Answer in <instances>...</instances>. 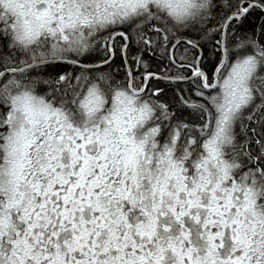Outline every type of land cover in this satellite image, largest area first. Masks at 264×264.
<instances>
[{
  "label": "snow or ice",
  "instance_id": "1",
  "mask_svg": "<svg viewBox=\"0 0 264 264\" xmlns=\"http://www.w3.org/2000/svg\"><path fill=\"white\" fill-rule=\"evenodd\" d=\"M0 264H264V0H0Z\"/></svg>",
  "mask_w": 264,
  "mask_h": 264
}]
</instances>
